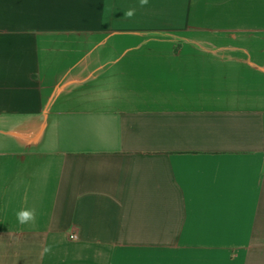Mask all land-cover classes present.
Returning a JSON list of instances; mask_svg holds the SVG:
<instances>
[{"label":"crops","instance_id":"crops-1","mask_svg":"<svg viewBox=\"0 0 264 264\" xmlns=\"http://www.w3.org/2000/svg\"><path fill=\"white\" fill-rule=\"evenodd\" d=\"M0 264H264V0H0Z\"/></svg>","mask_w":264,"mask_h":264},{"label":"clouds","instance_id":"clouds-1","mask_svg":"<svg viewBox=\"0 0 264 264\" xmlns=\"http://www.w3.org/2000/svg\"><path fill=\"white\" fill-rule=\"evenodd\" d=\"M138 4L141 8L149 4V0H138ZM137 9L135 7L129 8L124 12L126 19H132L136 15ZM17 221L20 224L34 223L36 219V212L34 209H22L16 213ZM50 247H45L44 252H50Z\"/></svg>","mask_w":264,"mask_h":264},{"label":"built area","instance_id":"built-area-1","mask_svg":"<svg viewBox=\"0 0 264 264\" xmlns=\"http://www.w3.org/2000/svg\"><path fill=\"white\" fill-rule=\"evenodd\" d=\"M70 237H71V238H77V237H78V235H77V231H76V230H72V231H70Z\"/></svg>","mask_w":264,"mask_h":264}]
</instances>
